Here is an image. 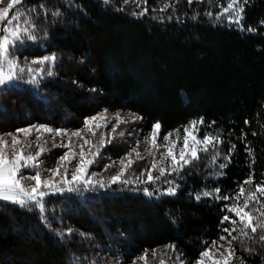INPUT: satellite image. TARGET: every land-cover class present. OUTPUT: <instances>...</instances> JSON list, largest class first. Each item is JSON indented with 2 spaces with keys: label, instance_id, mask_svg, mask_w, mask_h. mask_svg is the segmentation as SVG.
<instances>
[{
  "label": "trees",
  "instance_id": "16d2710c",
  "mask_svg": "<svg viewBox=\"0 0 264 264\" xmlns=\"http://www.w3.org/2000/svg\"><path fill=\"white\" fill-rule=\"evenodd\" d=\"M227 2L23 0L17 5L15 11L34 5L38 25L37 40L26 41L18 55L58 59L43 65L53 76H44L38 90L22 83L0 95V131L29 123L80 129L86 117L108 109L142 116L137 122L145 134L156 122L166 135L202 117L199 135L210 132L224 143L209 146L183 172L155 184L49 195L44 212L0 203V264H130L145 250L166 261L171 258L166 245H175L194 264L204 241L227 235L222 228L231 225L221 218L235 217L223 206L234 201L195 197L216 187L221 196H231L250 173L253 186L264 180V0L243 5L240 25L215 15ZM143 7L147 14L133 15ZM232 144L229 161L224 157ZM220 163L226 167L220 169ZM166 180L179 186L176 195L159 194L170 186ZM145 187L158 189V198L128 190ZM69 227L71 235L58 236ZM241 243L232 246L245 264H264V247L243 241L255 248L250 254Z\"/></svg>",
  "mask_w": 264,
  "mask_h": 264
},
{
  "label": "snow or ice",
  "instance_id": "6c2138e0",
  "mask_svg": "<svg viewBox=\"0 0 264 264\" xmlns=\"http://www.w3.org/2000/svg\"><path fill=\"white\" fill-rule=\"evenodd\" d=\"M103 2L108 3L109 0H103ZM124 2L127 4L129 0H124ZM143 2L147 4V0H143ZM209 2H212V0H209ZM22 3L23 0H11L7 7L0 8V95L10 93L22 83L31 85L38 90L44 76H53V72L50 69H45L43 65L46 63L54 64L58 59L55 54L31 60L26 56L18 55L19 50L25 45L26 41L37 40V35L33 31L38 27L36 19L33 18L37 14L34 5H24L10 17L6 16L14 5H21ZM187 3L192 5L194 0H187ZM247 3L248 0H228L222 11L215 15L227 16L229 22L240 25L243 18L242 14L245 11L243 5ZM167 7L168 5H165V8ZM40 8L44 9L45 5L41 4ZM147 13L148 8L143 7L139 13H133V15L143 16ZM59 14V12L52 13L54 16ZM207 15L212 16L213 13L208 12ZM172 18L171 15L167 17L169 20ZM261 24H264V21H261ZM241 28L243 30L242 25ZM247 31H255V29L248 28ZM108 111V109H104L97 115L86 117L83 121V127L75 131L52 127L49 123H29L26 127H16L14 131H0V203H6L28 211L36 208L40 212H44L46 207L45 197L49 195L65 192L83 195L84 192H96L98 189L106 190L115 184L125 187L141 183L155 184L160 177L183 172L186 166L200 159L201 151L208 152L209 146L215 149L217 144L224 143L222 139L210 132L205 133L203 137L199 135L197 125L204 123L201 117L199 120H192L187 126H184L182 137L177 135L173 139L170 132L163 137L165 143L158 145L157 135L161 124L156 122L152 127L150 137H144V141L150 142L151 149L154 150L148 152V155L153 157L150 167L141 169L139 175H136L134 179L127 178L131 165L135 163L132 158L133 154H135L136 159H144V156L136 150L140 143V141H137L136 145L130 147L118 161L103 165L102 172H108L110 168L118 165L117 170L112 175L104 178L101 174L88 171L93 164L97 163L96 158L100 155V148L104 147L106 142L111 143L117 135L119 137L125 136L123 131L117 133V128L120 125L135 123L137 120L143 119L142 116L136 113H130L128 117H122L117 112L113 117L116 123L110 129L113 135L108 137L107 133H101L96 143L93 144L82 134L87 130L92 136H96L97 129L106 128L107 123L100 124L97 121H106ZM245 124H249V121L246 120ZM34 131L40 135L36 137V141L27 142V138ZM176 131L179 132V130ZM44 134H48V140L44 139ZM133 134V132L128 133L129 136ZM246 135L242 132L241 139ZM253 135H256V133H253ZM58 136L61 137V141L59 144H55L54 141ZM73 138L82 139L83 143H79L73 148ZM49 140L53 142L54 148L67 147L69 151L60 155L53 165L42 168L41 166L45 164V161L41 157L50 152L49 149L44 147ZM181 140L182 145H180L179 155H177L174 149L177 148ZM160 148H163L164 151L161 153L158 163L155 154L160 151ZM235 148V144L229 147L224 157L226 160H231ZM245 151L251 152L247 144H245ZM219 155L220 153L217 151L212 156V160L215 161ZM169 159L171 171L167 167L159 166V164ZM73 160H77V163L70 169L68 165H71ZM225 167L226 164H219L220 169ZM153 172L158 174L153 175ZM141 176L144 179H141ZM165 182L170 186L164 189L163 193H159L158 189L147 187L128 190L140 191L149 198H158V193L169 196L176 195L179 186L175 181L166 180ZM245 185L250 187L246 188ZM220 192L221 189L216 187L211 191L198 194L195 198L200 200L201 195L209 198L215 195L217 199L234 201L231 205L225 204L223 207L228 213L234 214L235 218L228 214L222 216L221 223L227 222L231 225V227L222 228V232L227 235H221L217 240L211 242L204 241L205 248L198 254L194 264H230L234 258L239 259V264H245L243 259L236 257V250L232 246L233 242L238 240L242 241V249L250 254L255 251V248L243 243V241H251L253 244L264 247V199H262L264 198V180L255 183L253 186V177L250 173L248 179L242 182L238 187V191L233 195L221 196ZM42 220L46 222L47 217L42 216ZM72 232L73 229L69 227L63 232H59L58 236L62 238L65 235H71ZM234 232H237L238 235H233ZM81 236L84 237L86 234L81 233ZM225 245H227L226 248ZM165 247L171 252L177 253L175 259L172 260V264H188L185 259H182L183 254L178 253L175 245H166ZM214 248L217 249L216 252L213 251ZM220 248H225V251L220 252ZM151 255L156 257V251L152 250ZM163 255L166 256L167 252ZM148 257V250H145L140 256L134 257L131 264H138V262L148 264ZM77 264H79L78 261ZM159 264H167V262L161 259Z\"/></svg>",
  "mask_w": 264,
  "mask_h": 264
},
{
  "label": "rangeland",
  "instance_id": "374dc122",
  "mask_svg": "<svg viewBox=\"0 0 264 264\" xmlns=\"http://www.w3.org/2000/svg\"><path fill=\"white\" fill-rule=\"evenodd\" d=\"M10 2H11V0H0V8L7 7V5ZM15 8H17V5H14L13 9H10L9 12L6 14V16L10 17L11 15H13L14 12H15ZM115 113H117V112L108 111V113H107L108 119L106 121H97V123H100V124L107 123V127L106 128L97 129L96 130V136H92L90 133L87 132V130H85L82 135L84 137H87L90 141H92L93 144L96 143L97 138L100 136L101 133H107V136L111 137L113 134L110 132V129L116 123V121L113 119V117L115 116ZM119 113H120V115L122 117H128L129 114H130V113H127V112H119ZM68 130L75 131L77 129H68ZM120 131H123L125 133V136L124 137H119L117 135L115 139H112L111 143H107L106 142L105 146L100 148V155H99V157L96 158L97 159V163L93 164L88 170L90 173L91 172H96L98 174H101L104 178H107L110 175H112L117 170L118 165L116 167H114V168H110L108 172H102L103 165L104 164H109L112 161H118L119 158H121L122 156L125 155L126 151H128L130 147L136 145L137 141H140V143H139V145H138L136 150L139 151L142 154V156H144V159H136L135 154H133L132 158L135 160V163L131 165V167L129 169V172H128V175H127V178L131 179L132 178L131 174H133V171L138 169V167H141L142 169L150 167L151 163L153 162V157L149 156L148 152L149 151H154V150L151 149L150 142H145L144 141V137H150L151 132L148 133V134H145L142 131V129L139 127L137 121L135 123H126V124L120 125L119 128H117V133L120 132ZM129 132H133L134 134L132 136H129L128 135ZM38 135H40V134L34 131L27 138V142L32 143V142L36 141V137ZM177 135H180L182 137L183 136V130H181L179 132L172 133L173 139H175V137ZM163 137H164V135H161V130H159L158 135H157V143H158V145H163L165 143L163 141ZM44 139L45 140L49 139L48 134H44ZM60 141H61V137L58 136V137H56V140L54 141V143L55 144H59ZM79 143H83V140L82 139H78V138H73L72 139V147L73 148H75V146L77 144H79ZM180 145H182V140H181L180 144L177 145V148L174 149V152L177 155H179ZM44 147L49 149L50 152L46 153L45 156L41 157V159H43L45 161V164L41 166L42 168L45 167V166L53 165L54 163L57 162V158L60 155H63L66 152L69 151V149L67 147H55L54 148L53 147V142L50 141V140H49V142L47 144L44 145ZM93 150H95V149H93ZM76 151H78V149H76ZM163 151H164V149L160 148V151L156 152V154H155V158H156L158 163H159V160H160V155H161V153ZM89 158H91V157H89ZM76 163H77V160H73L72 164L68 165V167L71 169V167L74 166ZM159 166L167 167L169 169V171H171L170 159L169 160H165L162 164H159ZM157 174H158L157 172H153V175H157ZM169 176L170 175H166L165 177L168 178ZM226 247H227V245H225V248ZM225 248H220L219 251L220 252H224ZM213 251L216 252L217 249L214 248ZM170 255L171 256H169V257H171V259H169V258L166 259L167 264H172V260L175 259V256L177 255V253L170 252ZM236 257H238V254H236ZM182 259H183V257H182ZM157 260H160V259H157ZM113 264H124V263L117 262V263H113ZM138 264H142V262H138ZM148 264H159V261H156V257H153L151 255V253H150L149 257H148ZM188 264H190V263H188ZM230 264H239V259L234 258L230 262Z\"/></svg>",
  "mask_w": 264,
  "mask_h": 264
}]
</instances>
